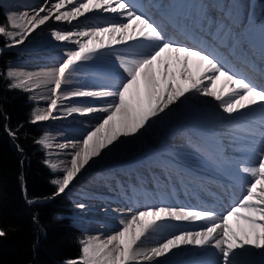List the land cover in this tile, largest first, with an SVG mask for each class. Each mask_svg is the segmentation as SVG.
<instances>
[{
    "label": "bare ground",
    "instance_id": "bare-ground-1",
    "mask_svg": "<svg viewBox=\"0 0 264 264\" xmlns=\"http://www.w3.org/2000/svg\"><path fill=\"white\" fill-rule=\"evenodd\" d=\"M164 1L140 0L138 2L142 6L144 5L145 12L154 10L157 6L161 18L174 15L183 17L185 15L184 17L191 19V21L196 18L197 21L202 22L207 17L209 30L218 39L221 49L229 48L237 53L238 47L232 43L230 37L233 35L240 37L247 34L242 28L244 20H239L244 8H242V0ZM58 2L59 0H0V7L3 11H6L7 19L10 15H14L19 20L24 13H27L28 15L24 20L26 23L27 19L35 15L39 8H45V11L40 13V16L43 17L48 15V10L53 4ZM127 2L131 5L128 0ZM221 2L225 6V10L219 12L216 7H219ZM205 3L210 4V9H205ZM161 4L166 5V7L161 9ZM71 7L72 5H68L66 8L61 9V12L70 10ZM135 10L150 20H160L154 11L152 12L153 19L143 11ZM53 13L52 18L28 34L23 43H13L7 37H3V35L0 38L2 43L8 42L12 45L8 48L12 56L16 57V61L9 66L8 72L24 73L25 75L21 76L20 79H24L28 74L33 75V80L29 85L31 90H27L26 93L29 96L28 102L41 107L38 112H46L48 109L50 101L47 97L52 96L50 91L52 85L41 84L40 87H34L37 82L43 79V77H39L36 74L57 69L66 58V53L78 48V45L69 41H57L52 36L53 31L61 33L76 32L120 22L119 18L114 14L103 12L88 13L71 22L57 21L54 17L55 15H60V12H55L53 9ZM219 14H221L218 18L219 23L213 25V18L217 19ZM222 17H226L228 25H230L229 28L226 27V23L225 25L222 24ZM204 24L197 22L195 27L200 28ZM1 26L5 27L7 31H18V29L11 28L9 21ZM263 32L264 25L257 36L259 37ZM257 36H254L253 39H256ZM20 38L17 36L15 39L19 40ZM75 39L77 37H72V40ZM134 51L129 50L128 45H118L111 50L98 53L91 60L78 64L76 72L69 77L70 83L62 85L60 92L114 90L122 78V69L119 67L116 55L127 57L134 54ZM210 51L213 52L211 49ZM212 56L217 58V52H213ZM170 63L169 71L178 73L180 65L174 60ZM189 67L193 75L198 73L194 60ZM9 79L11 83L17 82L15 78ZM205 83L211 84L210 81H205ZM223 86L224 81L221 78L216 82L214 89L219 93ZM227 92L228 89H224L225 98H227ZM112 99L110 97H72L67 100L61 99L58 101V108L53 112L54 117L60 118L53 119L50 117L47 121H40V125L48 130L45 135L48 136L51 144V147L47 148L50 151V155L54 157L63 156V160L58 163L59 167L57 170L71 167L72 155L70 153L79 150L81 146L80 143H77L76 148L73 149L72 142H81L85 134L93 130L96 125L102 122V118L106 116V113L101 112L87 115L72 113L69 115L67 110L72 107H102L110 103ZM219 104L220 102L212 97L189 94L181 98V101H178L175 105H171L169 109H166L158 117L153 118L135 136L121 137L120 140L114 142L107 149L102 150L100 156L93 157L89 164L80 170L67 190H70V194H74L77 204L84 205L83 208L77 207L82 214H78V217L79 220L85 222L86 226L88 225L87 228L90 229L91 234L97 233V237L103 240L122 228L120 224L122 219L127 220L139 211L163 207L161 203L156 204V201L147 194V183H152L155 188L166 184L182 192L199 189L200 192H195L199 196L197 197L198 203L194 205L193 210H208L215 212L217 215H222L225 212L212 210L215 198L222 197L225 194L223 202L229 204L227 210L242 199L250 178L240 172L239 169L244 166H251L259 160L260 150L264 148V132L260 134L261 137L256 139L244 136V131L235 133L234 130L228 142L220 143L218 140L226 141L225 137L221 136L229 133V131L224 129V125L232 124L240 118L241 114H243L242 118L258 116L261 109L259 105H256L245 110L244 113L229 116L223 112ZM258 120L262 121L260 123L264 125L263 116H260ZM175 126H179L187 138L179 133L171 136L167 135L168 130ZM259 129L262 130L261 128ZM245 130L248 129L245 128ZM193 140L196 142H193ZM244 140H246L247 144L238 145ZM173 141L178 143H173ZM66 143L68 144L67 148L60 147V145ZM243 145H247V147L241 148ZM197 148H199V151H197ZM246 149L247 151H244ZM223 151H235L238 153V158L231 157L227 160L222 155ZM246 152L248 154L244 155ZM175 167L180 171L178 173V175H181L180 180L188 181L182 182L185 184L183 187L179 186L178 180L168 178L174 173ZM161 168H165L166 174L158 171ZM226 176L231 179L237 177L241 180V183L227 182ZM211 178L221 179L223 182L219 183ZM190 183H194V186H191ZM205 184L219 185V194L215 195L204 190ZM202 185L205 186L203 187ZM99 187L100 189L98 190L97 188ZM140 199L145 200V206L139 207L137 205ZM184 204L186 206L191 205L189 201H185ZM115 207L120 208V210L131 208L132 211L126 212L123 209L120 216L111 217V210H115ZM100 209L106 210L99 213ZM71 211L76 212L77 210L71 208ZM164 222L161 223L157 231L150 232L142 240L140 247L149 249L178 234L179 231L181 233L183 230H197L201 227L197 222H175L174 230L168 232L164 228ZM230 223L234 228L237 226V222L234 219ZM95 226L100 227L96 230L94 229ZM181 227L185 229L180 230L182 229ZM140 264H220V254L212 247L207 249V247L182 246L174 249L165 257L157 258L152 262L141 261ZM237 264H264V249L249 248L248 251H241V254L237 257Z\"/></svg>",
    "mask_w": 264,
    "mask_h": 264
},
{
    "label": "snow or ice",
    "instance_id": "snow-or-ice-1",
    "mask_svg": "<svg viewBox=\"0 0 264 264\" xmlns=\"http://www.w3.org/2000/svg\"><path fill=\"white\" fill-rule=\"evenodd\" d=\"M68 5H72L71 9L61 12V9ZM160 7L164 9L166 5L161 4ZM53 9L60 12V15L54 17L57 21L71 22L93 12L114 14L120 20L103 27L76 32L53 31L52 36L57 41H69L78 45V48L67 52L66 58L57 69L36 74L43 79L34 87H40L41 84L52 85V96L47 97L50 102L46 112H34L32 123L47 121L50 117L59 119L60 117L53 116V112L58 108V101L61 99L113 98L102 107H72L67 110L69 115L101 112L106 113V116L93 130L85 134L81 142H72L73 149L77 143L81 146L79 150L70 153L71 167L62 169L63 177L51 181L58 185L56 195L64 193L80 170L88 165L93 157L100 156L102 150L121 137L135 136L153 118L189 94L214 98L229 116L244 113L256 105L264 111V88H257L243 76L230 72L215 56L166 40L160 28L149 18L138 13L127 0H59L48 10V15L40 16V13L45 11V8L41 7L26 23L24 20L27 13L19 20L10 15L9 24L12 29L18 31H7L5 27L0 26V35H5L13 43H23L28 34L52 18ZM172 18L178 17L174 15ZM192 21L207 23V17L202 22L196 18ZM17 36L21 38L16 40ZM72 37L77 39L72 40ZM118 45H128L129 50L135 51L127 57L116 55L122 69V78L114 90L60 92L62 85L70 83L69 77L76 72L78 64ZM173 60L180 65L178 73L169 71L170 62ZM193 60L198 69L196 75H193L189 67ZM24 75L9 71L8 77L17 81L10 84V87L31 90L29 85L33 75L28 74L24 79H20ZM221 78L224 86L218 93L214 86ZM205 81H210L211 84ZM224 89H228L227 98ZM37 143L45 148L51 147L47 135ZM60 147L67 148L68 145L63 144ZM49 166L53 171L59 167L56 163H49ZM239 171L250 178L246 192L242 199L224 214L170 207L139 211L127 220L122 219V228L107 238L101 240L99 237H92L81 241V256L71 264H140L141 261L152 262L165 257L182 246H211L220 254V264H237L241 251H248L249 248L264 249V148L260 150L256 163L244 166ZM79 207L83 208L84 205ZM169 219L176 222H197L201 228L183 231L149 249L140 247L142 240L150 232L157 231L161 223ZM233 219L237 222L235 228L230 223ZM3 235L5 233L0 230V236Z\"/></svg>",
    "mask_w": 264,
    "mask_h": 264
},
{
    "label": "trees",
    "instance_id": "trees-1",
    "mask_svg": "<svg viewBox=\"0 0 264 264\" xmlns=\"http://www.w3.org/2000/svg\"><path fill=\"white\" fill-rule=\"evenodd\" d=\"M256 2L263 17L264 0ZM5 52L0 56V230L5 233L0 264H71L79 260L84 239L63 217L66 202L55 194L53 176L43 165L37 145L41 132L31 125V107L3 81L12 61Z\"/></svg>",
    "mask_w": 264,
    "mask_h": 264
},
{
    "label": "rangeland",
    "instance_id": "rangeland-1",
    "mask_svg": "<svg viewBox=\"0 0 264 264\" xmlns=\"http://www.w3.org/2000/svg\"><path fill=\"white\" fill-rule=\"evenodd\" d=\"M228 1H233V0H228ZM242 2V8H243V13L239 16V20H244V22H243V24H242V28H243V30H244V32H249V31H252L255 27H256V24H255V22L257 21V17H256V15L257 14H259L260 13V9H261V7H260V4L257 6V2H256V0H242L241 1ZM0 9H2L1 7H0ZM2 15H3V18L5 19V23L7 22L8 23V19H7V15H6V11H2ZM255 16V18H253L254 16ZM242 16V17H241ZM242 30V31H243ZM1 38H2V36H0ZM3 37H6L5 35H3ZM5 43H7V47H5V48H0V56H2L1 54L3 53V52H7V51H9V48L8 47H10L9 45V43L8 42H5ZM11 57H12V61H10L9 63H8V65H7V69H6V71H5V73L3 74V81L4 82H6V84H7V88L11 91V92H19V93H22L23 94V98H22V100L23 101H25V105H27V106H29V107H31V115H32V119H33V114H34V112H38V110L41 108L39 105H35V104H32L31 105V103L30 102H28V98H29V96H28V94L26 93V90H23V89H20V88H11L10 87V84H12L11 83V81H10V79H9V77H8V74H7V72H8V69H9V66L12 64V63H14L15 61H16V57L15 56H12V53H10V51L9 52H7ZM30 98H31V95H30ZM217 107V106H216ZM40 121H38V122H36V123H31V125L32 126H34V127H36V128H38L39 129V131L41 132V134H40V138L38 139V140H41L43 137H44V135L48 132V130L45 128V127H43L42 125H40ZM45 128V129H44ZM170 130H171V128H170ZM170 130H168V132H167V135H169V136H171V135H173V134H169V131ZM11 134V133H10ZM43 136V137H42ZM67 144V143H66ZM37 145H38V148H39V152H41V154H42V157H43V165H44V167H45V169L48 171V173L51 175V176H53V179H57V178H62L63 177V175H64V171H62V170H56V171H53L52 170V168L49 166V163H57V165H58V163L61 161V160H63L62 158H63V156L61 155V157H59V156H56V157H54V156H51L50 155V151H48V149L47 148H45L43 145H41V144H38L37 143ZM68 145V144H67ZM166 172H168L167 170H166ZM134 181V180H133ZM54 185V184H53ZM57 189H58V185H54ZM96 189V188H95ZM98 190L100 189V187L99 188H97ZM69 191V192H68ZM71 192H70V190H65V192L64 193H61V195L62 196H65L64 198H66L70 203H71V208L72 209H74L75 208V210H77L76 212L75 211H71L72 213H74L71 217V221H72V224L74 225V226H76L82 233H83V235H84V238H85V240L86 239H88V238H92V237H97L98 236V234L97 233H94V234H90V233H88V231H86L85 230V226H86V224L82 221V220H80V221H78L79 220V215L78 214H80V215H82L81 213H80V211H79V209L76 207V205H77V203L75 204L74 202H73V198L72 197H74V194H70ZM75 200V199H74ZM77 206H79V205H77ZM70 208V209H71ZM227 208H229V206L227 207ZM231 208V207H230ZM100 213V212H99ZM100 216H102V215H100ZM76 217V218H75ZM176 222V221H175ZM166 224H167V220L164 222V228L166 229ZM88 226V225H87ZM98 227H100V226H95L94 227V229H96V230H98ZM102 227V226H101ZM182 229H180V230H183V229H185V228H183V227H181ZM198 228V227H197ZM196 228V229H197ZM201 228V227H200ZM200 228H198L197 230H199ZM167 230V229H166ZM184 231V230H183ZM180 233V231L178 232V234ZM207 247V249H208V247H211V246H206Z\"/></svg>",
    "mask_w": 264,
    "mask_h": 264
}]
</instances>
